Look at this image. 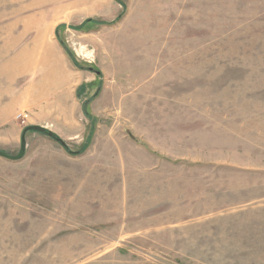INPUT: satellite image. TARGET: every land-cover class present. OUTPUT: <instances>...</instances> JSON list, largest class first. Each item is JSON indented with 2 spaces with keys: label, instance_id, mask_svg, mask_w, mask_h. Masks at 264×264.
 <instances>
[{
  "label": "rangeland",
  "instance_id": "1",
  "mask_svg": "<svg viewBox=\"0 0 264 264\" xmlns=\"http://www.w3.org/2000/svg\"><path fill=\"white\" fill-rule=\"evenodd\" d=\"M25 130L0 264H264V0H0V152Z\"/></svg>",
  "mask_w": 264,
  "mask_h": 264
},
{
  "label": "crops",
  "instance_id": "2",
  "mask_svg": "<svg viewBox=\"0 0 264 264\" xmlns=\"http://www.w3.org/2000/svg\"><path fill=\"white\" fill-rule=\"evenodd\" d=\"M58 82L55 83L57 87L59 84ZM72 83H73V80L71 79V77H67V79L65 80V85L62 84L60 86V89L63 92V93L61 92L62 95L57 96L55 98L56 101L54 103V107L56 110L55 111V117H56L55 123L56 124H60V123H63V124L72 123L73 124V122L75 121V115L78 110V101L76 100L77 98L76 90L78 88V85H76L75 87H71L70 85ZM76 241H77L76 239L71 240L72 245H77L73 243ZM58 243L60 244L61 241L58 240ZM99 247H100L99 249H96V250L87 249V251L89 252L99 251L101 253H111V252L121 251L120 248L118 250L119 245L102 244ZM68 264H137V263L133 261H126V260L107 259V260H75V261L69 262Z\"/></svg>",
  "mask_w": 264,
  "mask_h": 264
},
{
  "label": "water",
  "instance_id": "3",
  "mask_svg": "<svg viewBox=\"0 0 264 264\" xmlns=\"http://www.w3.org/2000/svg\"><path fill=\"white\" fill-rule=\"evenodd\" d=\"M31 129H36V130H39V131H43L42 128L40 127H37V126H32L30 127ZM25 133H26V130L25 132L23 133V136H22V146H21V150H20V153L17 155V156H10V155H7L3 152H0V155L1 156H4L6 158H9V159H13V160H17V159H20L24 156V151H25V148H26V142H25Z\"/></svg>",
  "mask_w": 264,
  "mask_h": 264
},
{
  "label": "trees",
  "instance_id": "4",
  "mask_svg": "<svg viewBox=\"0 0 264 264\" xmlns=\"http://www.w3.org/2000/svg\"><path fill=\"white\" fill-rule=\"evenodd\" d=\"M50 135L52 136V137H56V139H58L59 141L61 140L60 138H58L55 134H52V133H50Z\"/></svg>",
  "mask_w": 264,
  "mask_h": 264
}]
</instances>
